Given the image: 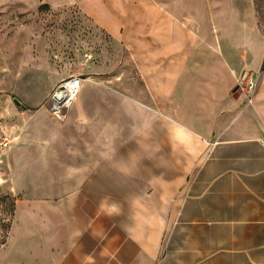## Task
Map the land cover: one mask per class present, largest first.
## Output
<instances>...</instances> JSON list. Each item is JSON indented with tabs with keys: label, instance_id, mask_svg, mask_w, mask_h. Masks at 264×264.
Instances as JSON below:
<instances>
[{
	"label": "crops",
	"instance_id": "obj_1",
	"mask_svg": "<svg viewBox=\"0 0 264 264\" xmlns=\"http://www.w3.org/2000/svg\"><path fill=\"white\" fill-rule=\"evenodd\" d=\"M197 3L209 13V39ZM255 3L79 0L125 42L142 92L83 81L60 118L34 116L12 175L34 209L11 229L26 227L18 252L27 257L13 251L3 264H264V35ZM248 76L252 103L241 89ZM107 95L115 100L100 99Z\"/></svg>",
	"mask_w": 264,
	"mask_h": 264
},
{
	"label": "rangeland",
	"instance_id": "obj_2",
	"mask_svg": "<svg viewBox=\"0 0 264 264\" xmlns=\"http://www.w3.org/2000/svg\"><path fill=\"white\" fill-rule=\"evenodd\" d=\"M255 2L264 35V0ZM196 7L203 11L199 22L209 39V13H204L201 3ZM193 18L185 16L183 22L192 27ZM194 30L203 35L202 30ZM139 76L125 42L97 26L82 11L79 0H0V250L17 219L34 216V209L25 202L29 198L15 192L17 178L12 177L29 147L20 136L24 130L32 132L34 116L39 112L53 115V93L70 78H82L83 88L117 90L124 96L142 92ZM100 99L115 100L111 95ZM21 224L19 221L12 231L8 251L0 252V264L8 254L12 260L10 252H18L24 244L20 236L26 227ZM14 254L17 261L27 257L24 251Z\"/></svg>",
	"mask_w": 264,
	"mask_h": 264
},
{
	"label": "built area",
	"instance_id": "obj_3",
	"mask_svg": "<svg viewBox=\"0 0 264 264\" xmlns=\"http://www.w3.org/2000/svg\"><path fill=\"white\" fill-rule=\"evenodd\" d=\"M83 79L73 77L64 81L59 88L53 93L51 99V112L55 117L62 116L65 107L71 106L78 99ZM256 87V81L251 77H246L241 89L248 98V103H252L253 92ZM264 146V141H263Z\"/></svg>",
	"mask_w": 264,
	"mask_h": 264
},
{
	"label": "bare ground",
	"instance_id": "obj_4",
	"mask_svg": "<svg viewBox=\"0 0 264 264\" xmlns=\"http://www.w3.org/2000/svg\"><path fill=\"white\" fill-rule=\"evenodd\" d=\"M113 2L112 1H110V4H112ZM244 22L246 23L247 21H246V19H244ZM146 23L144 22L143 23V25H142V27H145L146 28ZM143 45H142V49H141V52H143L142 54H141V60H142V62H143V64H146L145 66H144V70L146 71V72H149L148 70H150V68L152 67V64H151V62H150V60H149V55L148 54H146V52H148V47L146 46V43L145 42H143L142 43Z\"/></svg>",
	"mask_w": 264,
	"mask_h": 264
},
{
	"label": "water",
	"instance_id": "obj_5",
	"mask_svg": "<svg viewBox=\"0 0 264 264\" xmlns=\"http://www.w3.org/2000/svg\"><path fill=\"white\" fill-rule=\"evenodd\" d=\"M237 91H238V88H236V89L234 90V93H237ZM236 97H238V96H236ZM15 103H16L17 105H21V103H20L18 100H15Z\"/></svg>",
	"mask_w": 264,
	"mask_h": 264
},
{
	"label": "clouds",
	"instance_id": "obj_6",
	"mask_svg": "<svg viewBox=\"0 0 264 264\" xmlns=\"http://www.w3.org/2000/svg\"><path fill=\"white\" fill-rule=\"evenodd\" d=\"M116 211V208L115 206L112 207V212H115Z\"/></svg>",
	"mask_w": 264,
	"mask_h": 264
}]
</instances>
